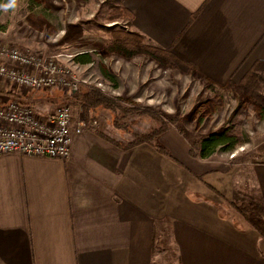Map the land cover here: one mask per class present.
Returning <instances> with one entry per match:
<instances>
[{
  "label": "crops",
  "instance_id": "crops-1",
  "mask_svg": "<svg viewBox=\"0 0 264 264\" xmlns=\"http://www.w3.org/2000/svg\"><path fill=\"white\" fill-rule=\"evenodd\" d=\"M124 6L134 15L131 30L212 85L238 83L264 62V0ZM100 132L74 135L68 159L0 154V264H156L154 243L163 229L181 264H264V238L221 217L216 196L192 176H230L231 197L248 184L264 198V163L238 175L217 155L192 158L172 130L162 141L172 145L178 165L146 144L121 149Z\"/></svg>",
  "mask_w": 264,
  "mask_h": 264
},
{
  "label": "rangeland",
  "instance_id": "rangeland-1",
  "mask_svg": "<svg viewBox=\"0 0 264 264\" xmlns=\"http://www.w3.org/2000/svg\"><path fill=\"white\" fill-rule=\"evenodd\" d=\"M104 1L18 0V7L15 10L0 9V43L17 45L47 56L90 52L94 58V65L90 72L92 83L87 85H93L112 96L124 97L128 100L125 105L155 107L176 119L177 127L195 138L215 132L236 134L244 140L243 144L233 152H223L219 149L215 154L216 159L221 162L220 166L228 171L230 169L234 171L236 168L238 175L246 172L251 167L250 164L255 163L254 160H249L247 155H252L255 149L264 143V109L243 97L241 88L236 86L241 80L238 83L234 82L236 84L234 86L229 82L224 86L213 85L214 88H211L212 84L201 78L192 68L186 73L175 65L162 67L145 55L132 59L116 54L105 56L104 43L112 30L100 28L97 22H105L104 25L107 27L119 23L125 30L131 29L125 22H106L110 4L103 5ZM110 79L117 81V88L110 84ZM1 89L5 93L0 94V102L11 101V95L6 94L7 91H11L16 95L36 100L37 105L47 113L63 105L60 98L67 94L61 88L21 91L4 83H1ZM93 116L98 121L96 130L100 127L122 143L130 141L135 134L148 132L159 126L147 115L123 118L120 112L116 115L99 109ZM118 125H121V128H118ZM172 130L179 134L172 128L160 139L168 151L174 149L170 143L162 141V138ZM185 141L187 142L186 139ZM242 154L244 155L241 156ZM211 159H214V156ZM222 175L209 174L204 181L225 196L236 199L234 193L232 197L230 195V176ZM194 179L191 180L196 183ZM241 179L242 176H239L238 184ZM241 185L246 184L238 186ZM234 192L236 193V188ZM238 221L241 226L246 227L239 217ZM166 230L158 231L157 247L163 252H159L156 264H179L175 256L176 247L172 243L166 244L168 241L163 233Z\"/></svg>",
  "mask_w": 264,
  "mask_h": 264
},
{
  "label": "trees",
  "instance_id": "trees-1",
  "mask_svg": "<svg viewBox=\"0 0 264 264\" xmlns=\"http://www.w3.org/2000/svg\"><path fill=\"white\" fill-rule=\"evenodd\" d=\"M124 1L125 0H105L102 3L103 5L110 4L105 18L107 23L121 21L132 27L134 15L124 6ZM3 3H7V0H0V4ZM94 19H96V13L94 15ZM104 23L97 22L100 28L112 30L109 38L104 43L103 50L105 56L116 54L126 59H132L139 55H145L162 67L175 65L180 69V71L186 73L191 70V67L179 59L174 53H172L171 50L164 49L153 44L145 35L134 30L127 31L124 27L119 25V23H115L109 27L104 25ZM74 60L81 64L94 62L93 55L88 52L77 55ZM110 81V84L114 88L118 87L117 81L114 79H110ZM230 84L233 86L236 85L233 81H230ZM236 86L241 88V93L247 101L264 109V62H255ZM210 87L214 88L213 85H210ZM4 93L5 92L1 89L0 83V94ZM6 94L11 95V101L28 105L40 115H45L47 113L37 105L36 100L30 97H22L21 95L11 93V91H7ZM60 99L63 104L70 107L72 114V127L77 125L80 121L89 123L91 120L95 119L93 115L99 109L113 112L116 115L117 112H120L123 118L138 115L149 116L159 126L153 127L148 132L135 134L134 138L130 141H126L125 143H122L113 137L111 138L103 132H100V134L107 141L124 150H132L142 144L149 145L159 154L166 156L178 165H180V163L172 156L168 149L161 144L160 141L161 137L172 128L176 129L177 132L187 140L190 145V156L194 159H209L214 156L219 149L223 152H233L244 142V140H241L236 134L228 135L225 132H215L201 138L192 137L183 129L177 127L176 119L164 114L159 109L147 105H125L128 100L124 97L109 95L101 91L99 88L85 83H80L75 93L62 95ZM23 100H25V102ZM118 126V128H121V125ZM243 155L244 154L241 156ZM247 157L249 160H254L255 163H264V143L258 146L252 155L248 154ZM192 176L197 181L202 182L212 194H215V196L217 195L218 212L221 217L232 221L239 227H243L239 224V217L245 224L246 228L258 232L260 236L264 238V198L262 197L259 189L252 188L248 184L237 186L235 193L237 198L234 199V197L233 199H229L225 196V194L221 193L218 189L204 181V179H206V175H197L192 173ZM159 252H163V250L159 251L158 247L154 243V257L158 256ZM175 253L176 251L174 254ZM175 256L178 263L181 264L178 251ZM164 259H166L165 252Z\"/></svg>",
  "mask_w": 264,
  "mask_h": 264
},
{
  "label": "built area",
  "instance_id": "built-area-1",
  "mask_svg": "<svg viewBox=\"0 0 264 264\" xmlns=\"http://www.w3.org/2000/svg\"><path fill=\"white\" fill-rule=\"evenodd\" d=\"M76 54L42 55L17 45L0 43V83L19 90L61 88L72 94L80 83L90 84L94 63L81 64ZM68 105L40 115L16 101L0 102V154L68 159L74 135L93 130L98 121L71 126Z\"/></svg>",
  "mask_w": 264,
  "mask_h": 264
},
{
  "label": "clouds",
  "instance_id": "clouds-1",
  "mask_svg": "<svg viewBox=\"0 0 264 264\" xmlns=\"http://www.w3.org/2000/svg\"><path fill=\"white\" fill-rule=\"evenodd\" d=\"M18 7V0H7V3L0 4V9L4 11L15 10Z\"/></svg>",
  "mask_w": 264,
  "mask_h": 264
}]
</instances>
